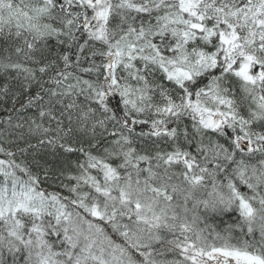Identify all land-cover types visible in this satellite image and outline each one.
Wrapping results in <instances>:
<instances>
[{
  "label": "snow or ice",
  "instance_id": "1",
  "mask_svg": "<svg viewBox=\"0 0 264 264\" xmlns=\"http://www.w3.org/2000/svg\"><path fill=\"white\" fill-rule=\"evenodd\" d=\"M0 264H264V0H0Z\"/></svg>",
  "mask_w": 264,
  "mask_h": 264
}]
</instances>
